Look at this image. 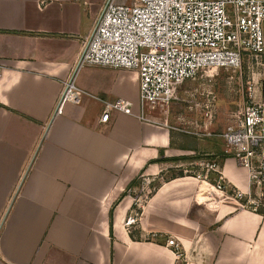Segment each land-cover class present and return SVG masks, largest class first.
Returning <instances> with one entry per match:
<instances>
[{
  "label": "crops",
  "instance_id": "0c3cea01",
  "mask_svg": "<svg viewBox=\"0 0 264 264\" xmlns=\"http://www.w3.org/2000/svg\"><path fill=\"white\" fill-rule=\"evenodd\" d=\"M39 1L0 0V264H264V215L229 197L246 173L226 126L203 134L186 114L190 90L141 109L135 73L83 66L75 85L95 99L55 114L104 0ZM117 99L132 115L101 122Z\"/></svg>",
  "mask_w": 264,
  "mask_h": 264
},
{
  "label": "built area",
  "instance_id": "2783aa9c",
  "mask_svg": "<svg viewBox=\"0 0 264 264\" xmlns=\"http://www.w3.org/2000/svg\"><path fill=\"white\" fill-rule=\"evenodd\" d=\"M243 62L264 66V0H132L128 5L104 0L77 65L62 84L55 114L65 103L95 99L75 85V74L83 66L135 73L142 109L177 102V89L205 70L235 71ZM244 91L240 111L232 114L219 137L246 173V188L232 187L229 197L238 208L264 215V91L253 79L245 82ZM192 97L187 92L189 104ZM110 111L132 115L131 103L104 102L101 122L107 121ZM139 118L143 119L141 113ZM200 167L203 179L211 171L218 175L217 192L226 191L217 165L205 162ZM137 218L135 212L125 226L134 225ZM166 245L178 248L172 239Z\"/></svg>",
  "mask_w": 264,
  "mask_h": 264
},
{
  "label": "rangeland",
  "instance_id": "374dc122",
  "mask_svg": "<svg viewBox=\"0 0 264 264\" xmlns=\"http://www.w3.org/2000/svg\"><path fill=\"white\" fill-rule=\"evenodd\" d=\"M131 1L117 0V3L128 5ZM250 79L257 83V88L264 91V66L256 67L254 64L243 62L241 67L235 71L205 70L196 80L186 82L180 86L194 94L190 104L187 98V102L181 103L183 104L181 106L190 108L187 109L188 113L186 112L188 116H194L203 122V134L208 131L211 132L210 129L215 123L222 124L224 127L228 126L232 122V114L236 111L239 112L242 107L245 95V82ZM188 85H190V88L186 87ZM205 123H210L208 126L211 127L208 131L205 130ZM184 130L188 133L194 132V130ZM193 175L202 177L199 172ZM161 180L163 181L164 178H161ZM152 184L153 182L146 184L148 190L151 189Z\"/></svg>",
  "mask_w": 264,
  "mask_h": 264
}]
</instances>
